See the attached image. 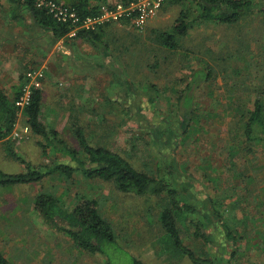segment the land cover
Wrapping results in <instances>:
<instances>
[{"label":"rangeland","instance_id":"rangeland-1","mask_svg":"<svg viewBox=\"0 0 264 264\" xmlns=\"http://www.w3.org/2000/svg\"><path fill=\"white\" fill-rule=\"evenodd\" d=\"M13 7L0 0V90L10 101L21 75L44 68L50 80L41 84L40 121L57 134L48 140L25 132L19 114L11 136L0 143V171L25 174L21 160L50 169L69 160L68 148L84 160L75 134L80 129L90 147L108 149L136 170L170 180L181 199L193 202V194L202 202L206 217L189 218L204 222L210 245L193 237L191 223L179 220L180 236L195 253L216 256L221 264H264V143L246 141L241 116L256 100L264 102V14L247 13L232 26L193 24L186 36L177 37L178 48L169 50L155 36L171 32L180 7L162 5L142 28L131 21L109 23L101 41L111 56L85 43L82 52L100 56L102 64L90 71L78 65L81 75L67 76L71 67L55 52L49 63L25 46L27 23L10 18ZM202 73L210 75L205 79ZM184 118L185 129L179 123ZM51 195L66 214L80 199L95 200L113 225L119 252L89 255L45 225L34 207L39 197ZM169 205L166 195L123 194L113 183L90 181L80 171L0 188V253L9 264H106L107 256L111 264H132V259L191 264L173 252L161 228L159 216ZM216 211L237 231L236 258L229 263Z\"/></svg>","mask_w":264,"mask_h":264},{"label":"trees","instance_id":"trees-1","mask_svg":"<svg viewBox=\"0 0 264 264\" xmlns=\"http://www.w3.org/2000/svg\"><path fill=\"white\" fill-rule=\"evenodd\" d=\"M52 1L56 4L60 3L59 0ZM61 1L64 2V7L68 12L74 13L80 21L99 16L103 6H109V8L114 6L109 4L108 0ZM136 1L138 0H115L114 4L128 5ZM10 3L14 5L10 11L11 19L21 22L29 20L36 28L49 32L55 41L66 38L75 28L80 26L72 23L71 20L59 21L46 7H37L36 0H10ZM163 5L180 7L178 18L175 20L171 32H160L155 36L157 44L169 50L178 48L177 37L186 36L193 24L209 22L219 26H232L244 18L247 13L264 14V3H253L251 0H164ZM124 21L130 22L127 18ZM108 25L109 23L98 26L96 30L79 29L75 38L91 46L93 45L102 56L110 57L108 46L103 45L101 41L103 32ZM28 71L20 76L17 91L10 101L0 90V143L11 136L19 114L23 116L26 127L34 135L48 139V137L52 138L57 134L56 131H49L40 121L42 92L39 89H31L29 103L25 107L22 109L16 107V102L23 95V87L27 83L26 74ZM201 75L206 79L210 73H202ZM241 116L246 141L256 140L264 143V102L256 100L253 108ZM179 123L185 129L188 125V119L184 118ZM75 134L85 156V158L83 157L84 160L79 159L77 152L69 150V148L67 149L68 155L71 156L69 160H64L63 163L57 162L50 169L48 167L34 169L21 160L23 164H26L27 172L25 174H7L0 171V188L39 183L53 173L70 178L74 172L80 171L90 181L113 183L116 189L123 194L158 197L166 195L170 205L160 214L159 222L163 232L167 234V244L170 248L171 246L174 248V251H172L182 254L191 264H221L220 259L216 256L210 258L206 254L195 253L183 242L180 236L179 220L185 221L186 219L194 228L193 237L202 240L206 245L211 244V234L207 233L204 222L189 218V216L197 214L206 217L204 214L206 207L202 205L201 201H197L195 196L192 197L193 194L190 195V198L194 199L193 202L187 198L185 200L181 199L182 193H179L177 186L170 180L154 178L145 172H140L124 157L108 149L90 147L80 129H77ZM43 148L45 147L43 146ZM71 163L74 166H71ZM184 188L186 190V185ZM79 201V204L70 213L66 214L57 206V200L52 195L44 198L39 197L34 209L43 219L45 225L56 230L55 232H62L71 238L80 251L89 255H104L109 250L113 251L115 255L120 249L115 245L117 235L112 223L98 211L99 205L95 200L80 199ZM201 207L204 210L203 213L200 211ZM213 216L219 221L218 225L223 230L227 241L225 245L230 249L227 258L229 263L236 258L237 231L230 229L221 220L217 211L213 212ZM107 258L106 264H111L110 258L108 256ZM0 264H9L1 253ZM132 264L142 263L139 260L132 259Z\"/></svg>","mask_w":264,"mask_h":264},{"label":"built area","instance_id":"built-area-1","mask_svg":"<svg viewBox=\"0 0 264 264\" xmlns=\"http://www.w3.org/2000/svg\"><path fill=\"white\" fill-rule=\"evenodd\" d=\"M37 7H46L53 16L59 21L71 20L72 23L79 24V28L70 33L68 36L75 37L79 29L96 30L98 26L106 23L118 22L129 19L134 23L135 27L142 28L148 21L155 17L158 10L163 5L164 0H138L128 5L114 4L111 8L103 6L100 14L97 17L86 18L83 21L78 20L74 13H69L63 4H56L52 0H36ZM27 83L23 87V95L16 107L23 108L29 103L30 91L32 88L39 89L43 80V73L41 71L29 70L26 74ZM29 130L27 127L24 131Z\"/></svg>","mask_w":264,"mask_h":264},{"label":"crops","instance_id":"crops-1","mask_svg":"<svg viewBox=\"0 0 264 264\" xmlns=\"http://www.w3.org/2000/svg\"><path fill=\"white\" fill-rule=\"evenodd\" d=\"M59 2H62V1L59 0ZM26 23H27V26L25 27L27 28L29 33H31L32 35L30 36L27 31L23 35V39H24L23 41L25 42V44H27L25 46H27L28 48L31 47L30 49L34 53H35L34 50H38L42 56L40 58H43V59L45 58L44 61H49V63L51 59V53L55 52L58 56L61 57V59L60 58L59 59L62 61V63L65 66L67 65L71 67V69L69 70V68L66 66L67 67L66 70L69 72L67 76H71V75L80 76L81 75L80 72L75 68L78 65L83 64V68L88 67V71H90L91 68L95 69L96 65L102 64L101 63L102 58L100 56L98 57L96 54H91L95 56H90L89 54L82 52V46L86 42L78 38L71 37V36L70 37L67 36L66 38L55 41L49 32L36 28L30 23L29 20H27ZM33 47L35 48L32 49ZM47 50L48 52H46ZM39 70L44 75V78L41 84L44 83V80H46V83L49 84L48 82L50 79L48 77V74L45 75L44 68H40ZM90 75H91V72H88L89 77ZM39 90L41 91V87L39 88ZM41 92H42V100H41V109H42L43 99L45 95L43 91ZM41 109H40V115H41Z\"/></svg>","mask_w":264,"mask_h":264}]
</instances>
